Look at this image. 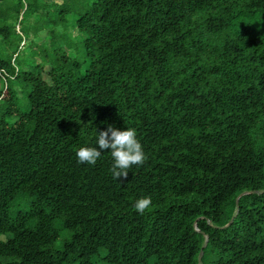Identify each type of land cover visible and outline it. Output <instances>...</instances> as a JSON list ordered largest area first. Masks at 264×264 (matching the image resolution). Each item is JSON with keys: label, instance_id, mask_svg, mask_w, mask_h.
<instances>
[{"label": "trees", "instance_id": "16d2710c", "mask_svg": "<svg viewBox=\"0 0 264 264\" xmlns=\"http://www.w3.org/2000/svg\"><path fill=\"white\" fill-rule=\"evenodd\" d=\"M75 27L81 72L22 70L0 22V264H264V0H92ZM109 124L146 156L127 180L77 161Z\"/></svg>", "mask_w": 264, "mask_h": 264}, {"label": "rangeland", "instance_id": "374dc122", "mask_svg": "<svg viewBox=\"0 0 264 264\" xmlns=\"http://www.w3.org/2000/svg\"><path fill=\"white\" fill-rule=\"evenodd\" d=\"M28 1H34L38 5L36 9L23 10ZM92 0H22L19 7V0H4L0 2V22H5L14 26L15 33L11 34V39L23 41L19 49L14 46L9 53L15 54V66L26 69L35 62H43L37 50L43 48L46 54L55 55L60 49L67 57L74 58L81 64L79 72L84 68L83 51L81 39L83 34L75 27V20L83 12ZM43 3V5H41ZM53 41L49 45V38ZM48 66H44L42 77L47 79L46 71ZM16 86V85H15ZM17 88V87H16ZM59 245V241L55 243ZM92 264H105L95 260Z\"/></svg>", "mask_w": 264, "mask_h": 264}, {"label": "clouds", "instance_id": "9594fccd", "mask_svg": "<svg viewBox=\"0 0 264 264\" xmlns=\"http://www.w3.org/2000/svg\"><path fill=\"white\" fill-rule=\"evenodd\" d=\"M97 147H80L76 151L77 161L80 164L95 165L104 150H110L113 165L110 168L113 179L127 180L128 169L133 165H143L146 156L134 128L119 130L109 124L104 131L96 132ZM150 196H144L135 201L134 209L143 215L151 206Z\"/></svg>", "mask_w": 264, "mask_h": 264}, {"label": "water", "instance_id": "95a60500", "mask_svg": "<svg viewBox=\"0 0 264 264\" xmlns=\"http://www.w3.org/2000/svg\"><path fill=\"white\" fill-rule=\"evenodd\" d=\"M261 191H256V190H250V191H243L241 193H239L236 197H235V200H234V203H235V208H237V199L240 195L242 194H246V193H260ZM231 218L228 220V222L226 224H224L223 226H227L230 222H231ZM194 224V223H193ZM206 240H207V236L204 235V240H203V244L202 246L205 245L206 243ZM200 256H201V252L199 251L198 255H197V263L199 264V260H200Z\"/></svg>", "mask_w": 264, "mask_h": 264}, {"label": "built area", "instance_id": "2783aa9c", "mask_svg": "<svg viewBox=\"0 0 264 264\" xmlns=\"http://www.w3.org/2000/svg\"><path fill=\"white\" fill-rule=\"evenodd\" d=\"M13 57H14V55H13ZM5 75H7V74L3 70H0V79L3 81V83L5 82Z\"/></svg>", "mask_w": 264, "mask_h": 264}]
</instances>
